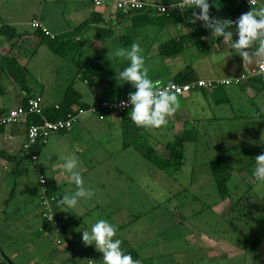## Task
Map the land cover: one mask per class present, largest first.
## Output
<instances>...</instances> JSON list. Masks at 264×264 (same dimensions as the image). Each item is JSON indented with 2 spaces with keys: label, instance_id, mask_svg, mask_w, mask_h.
Returning a JSON list of instances; mask_svg holds the SVG:
<instances>
[{
  "label": "crops",
  "instance_id": "obj_1",
  "mask_svg": "<svg viewBox=\"0 0 264 264\" xmlns=\"http://www.w3.org/2000/svg\"><path fill=\"white\" fill-rule=\"evenodd\" d=\"M142 1L163 6H172L180 2V0ZM209 2L210 17L233 21L250 10L264 7V0H257L260 6L253 8L241 6L233 0H209ZM44 3L45 6L39 12H35L29 21L25 20L24 7H20L22 13L24 12L23 17H18L16 8L12 11L0 9V28L6 27L16 34H24L23 38L13 46L0 35V55L9 54L14 57L23 75L24 89H26H22L12 77L0 70V90L3 92L0 96V113L14 109L28 96L40 98L42 106L50 109L63 100L64 93L70 85L80 97V106H83L82 108L75 105L73 110L92 107L102 100L116 102L126 98L135 89L119 81L118 73L128 66V61L124 57L115 56V52L119 48H130L134 42L139 43L143 49L148 78L157 87L169 82L179 84L199 79L225 80L242 71L255 69L258 64L255 58L251 62H242L235 50L223 45L222 38L216 39L212 36L210 30L205 29L201 22L190 23L193 11L197 13L199 11L192 9V6L174 11L159 23L144 25V17L135 16L134 13L122 14L112 3L100 7H94L92 0H44ZM47 5L50 7L49 12L55 13V17H48L46 14ZM67 5L70 6L68 9H66ZM34 8L35 6L31 7L30 11H34ZM92 15L96 22L95 26L86 27L73 35V39L79 43V50L73 51L79 57L77 61L51 51L43 42L41 35L36 33V31L41 32L30 25L32 21H38L53 36L48 38L54 39L72 33L74 28ZM97 27L98 30L110 29L111 32L108 36H102L103 32H100L102 30L98 31ZM116 32L119 35L115 39ZM236 39L234 34L233 41ZM60 51L62 54L64 51L69 55L73 54L69 52L68 46H63ZM176 97L178 106L174 115L168 118L165 126L153 129L158 135L147 134L150 133L145 132L148 129L137 127L128 114L124 116L109 114L103 120L97 117L95 119V116L92 119L90 116L93 115L89 114L82 120L83 115H81L72 130L52 134L43 145L35 147L32 153L37 159L34 162L27 160L28 158L21 154L20 147L25 138L24 125L0 128V172L13 175H21L23 172L27 175L30 167L38 172V175L52 180L62 198L65 194L63 181L68 176L62 174L59 165L68 157L70 150L73 149L77 158H81V154L88 150L84 142L69 145L68 143H72L71 138L85 135L91 143H98L105 132L113 129L120 132L117 140L120 146L127 150L142 141L146 133L148 144L155 148L158 156L164 158L167 156L164 145L176 136L189 131L197 137L190 143H194L199 149L195 151L188 168L191 186L201 187L204 182L211 180L212 175L208 165L216 158H223L232 169L240 166L241 180L244 181L246 178L245 180L248 181L247 169L242 168L244 163H247V159L250 161L249 156H253L252 162H254V156L264 153V85L249 79L237 86L217 87L212 91L196 90ZM129 137L130 141L133 138V144L129 141ZM78 147L80 149H76ZM63 149H66V152H63L65 151ZM95 153L96 151L93 150L84 154L88 169H95L100 163ZM206 153L207 157L203 156ZM39 157H42L43 161L36 166ZM133 159V161L140 160L138 157ZM142 159L141 162L149 163L145 158ZM185 161L182 168L176 172L169 169L157 170L152 165L145 166L142 170L145 175L151 177L163 178L165 175H171V179L177 182L173 175L185 171L183 169ZM136 163L139 162H134ZM79 169H82V173L86 170L83 166ZM120 169L121 166L119 169L115 168L118 173ZM166 188L168 195H171L173 190L168 183ZM182 189L178 184L174 191ZM14 191L28 196L26 202L29 211H34L31 215L36 213V217L40 218L39 183L38 190L32 194L23 184L15 183ZM60 207L62 206L57 204L53 209L56 215L54 223H57L54 228L57 231L61 230L58 223L64 221ZM5 218L2 211L0 224L5 222ZM48 226L50 224L43 223L38 228L40 230L41 227L44 229ZM8 238L9 236L5 234L3 239H0V247L4 244L9 246ZM209 238L179 239L185 241L184 248L188 249L189 257L185 254V257L180 259L178 256L173 264H245L248 255L244 247L236 250L232 243L225 239ZM66 241L68 245H72L71 240ZM123 245L126 253L133 250L130 243L129 246ZM88 264L93 263L88 261Z\"/></svg>",
  "mask_w": 264,
  "mask_h": 264
},
{
  "label": "rangeland",
  "instance_id": "obj_2",
  "mask_svg": "<svg viewBox=\"0 0 264 264\" xmlns=\"http://www.w3.org/2000/svg\"><path fill=\"white\" fill-rule=\"evenodd\" d=\"M33 6L34 11H30ZM44 6V0H0V9L12 11L16 8L18 17H23L25 12V20L28 21ZM20 7H24L23 13ZM69 7L67 5L66 9ZM49 11L50 7L47 5L48 17H55V13ZM118 35L116 32L114 38ZM72 55L75 56V61L79 60L76 53ZM84 115L82 120L88 117L87 114ZM90 117L94 119V116ZM145 132L158 135L153 129ZM146 133L143 140L148 138ZM118 135L120 132L111 129L105 132L98 143H91L85 135L71 138L72 143L66 142L69 145L76 142L86 144L88 150L78 158L81 160L80 167L83 166L86 170L83 169V173L82 169L79 171L85 186L92 189L95 195L92 200L81 201L77 208L60 207L64 221L58 223L61 226L58 231L54 228L57 224L54 223L55 214L53 223L39 230L38 227L43 223L36 217V213L31 215L34 211H29L26 202L28 196L14 191L15 183L23 184L31 194L38 190V172L30 167L27 175L22 172V176L0 172V215L3 211L6 217L5 222L0 224V239L7 234L10 240L7 243L9 246L1 245V249L14 264H88V261L102 264V253L96 251L93 245H85L81 240V230H90L92 224L100 218L117 226L115 238L121 239L122 249L125 251L123 244L129 246L130 243L143 264H173L178 256L180 259L185 254L189 257L188 249L184 248L185 241L179 239L208 237L225 239L236 250L244 247L248 255L245 264H264V239H256L257 236H264V183L258 182L253 176V156H249L250 161L247 159L242 167L247 169L249 180H241L240 166L231 169L228 184L230 197L222 199L213 178L204 182L201 187L191 186L188 168L195 151L199 150L194 143L185 144V171L173 175L177 179L174 182L171 175L163 178L145 175L142 168L151 164L141 162L142 156L133 147L125 150L120 146ZM130 142L133 144V138ZM63 150L66 152V149ZM93 150L96 151L95 157L100 163L97 168L88 169L84 154ZM72 151L73 149L70 154L77 158ZM203 156L207 157V153ZM137 157L140 160L133 161ZM255 157L257 156L254 159ZM27 160L31 161L29 158ZM42 161V157H39L36 166ZM120 166L118 173L115 168L119 169ZM63 182L65 194L75 191V186L67 177ZM166 183L173 190L171 195H168ZM178 184L183 189L174 191ZM236 201L238 204L235 205ZM67 239L72 241V245L67 244Z\"/></svg>",
  "mask_w": 264,
  "mask_h": 264
},
{
  "label": "clouds",
  "instance_id": "obj_3",
  "mask_svg": "<svg viewBox=\"0 0 264 264\" xmlns=\"http://www.w3.org/2000/svg\"><path fill=\"white\" fill-rule=\"evenodd\" d=\"M191 5L192 9L199 11H193L190 23L201 22L205 29L210 30L212 36L216 39L222 38L223 45L235 50L242 62H251L255 58L257 63H264V7L250 10L233 21L210 17L209 0H191ZM234 34L237 37L235 41ZM142 53L143 49L137 42L132 43L130 48H119L115 52V56L124 57L128 61V66L118 73L119 81L135 89L128 94L126 101H120V107L131 108L128 116L137 127L159 129L165 126L168 118L176 112L178 100L174 92L170 91L171 84L158 88L148 78V68ZM254 164V178L264 183V153L255 157ZM59 167L62 174H67L75 186V191L64 194L57 202L59 206L73 209L77 208L81 201L94 198L95 192L85 186L79 171L78 158L66 157ZM117 231L116 225L100 218L92 224L90 230H81V240L85 245H93L96 251L102 253V264H140L138 259H134L122 249L121 239L115 238Z\"/></svg>",
  "mask_w": 264,
  "mask_h": 264
},
{
  "label": "built area",
  "instance_id": "obj_4",
  "mask_svg": "<svg viewBox=\"0 0 264 264\" xmlns=\"http://www.w3.org/2000/svg\"><path fill=\"white\" fill-rule=\"evenodd\" d=\"M236 3L244 7H258L260 6L257 0H235ZM106 3H112L115 9L122 13L127 14L134 11H142L143 9L150 10L157 15L167 14L172 10L189 7L191 0H180L176 5L163 6L159 4L146 3L142 0H92L94 7H100ZM262 7V6H260ZM31 27L35 30H39L47 37L53 38L52 35L36 20L31 22ZM257 77L264 83V63H258L255 69L248 72L242 71L238 75L219 81L199 79L193 82L177 84L173 82L166 83L158 88H164L166 85L171 84L170 91L174 92L176 96H182L190 93L192 90L203 89L212 91L217 87H230L237 86L240 83ZM128 97V96H127ZM127 97L116 101L110 102L106 100L99 101L94 106L82 109L78 108L67 113L62 119L55 121L49 120L43 113L44 107L41 104L39 98H31L26 106H17L6 113H0V128H8L16 125H25L27 118L30 116H36L39 120L37 124H29L25 127V138L21 144V154L31 161H36L37 157L32 153L33 149L40 144H44L46 140L52 134H58L61 132H69L77 122L78 117L84 114H89L97 117L99 120H103L109 114L126 115L131 111L130 107H120V101H126ZM55 109L58 106L54 107ZM46 178L40 176L38 183L40 186L39 199L41 207V218L44 222H52L53 220V207L58 201L57 195H48L46 190ZM59 243V241L57 242Z\"/></svg>",
  "mask_w": 264,
  "mask_h": 264
},
{
  "label": "trees",
  "instance_id": "obj_5",
  "mask_svg": "<svg viewBox=\"0 0 264 264\" xmlns=\"http://www.w3.org/2000/svg\"><path fill=\"white\" fill-rule=\"evenodd\" d=\"M233 1L236 2L235 0H233ZM178 9L179 10L185 9V7L178 8ZM178 9L172 10L169 13L162 14V15L154 14L150 10L148 11L146 9H143L142 11H134V12H129V13H134L135 16L139 15L141 17H144L145 21L143 24L145 25V24L159 23L162 19L168 17L169 14L171 15L174 11H177ZM186 9H188V8H186ZM129 13H127V14H129ZM93 16L94 15H92L89 19H87L86 21L79 24L76 28H74L73 29L74 31H72V33H67L63 36H57V37H54V39H50L48 37H45L44 35H42L41 33L37 32V31H36V33L41 35V37L43 38V42L55 54L62 55L63 57L69 58L71 60H75V56H73L72 54L69 55V53H67L65 51L62 54V51H60V50L62 49L63 46L64 47L68 46L69 52H72L73 54H74L73 51L79 50V47H78L79 43H78V41H75L73 39V35L79 31L84 30V28H86V27L95 26L94 24H96V22L94 21ZM96 29L98 30V27ZM99 30H102L100 32H103L102 36H108L111 32L110 29L99 28ZM100 34H102V33H100ZM0 35L5 40H7V42H9L12 46L16 42H18L20 39H22L24 36V34H16L12 30L9 31V29L6 27L0 28ZM0 70L6 72L10 77L13 78L14 82L19 84V86L22 89H24L23 75L21 73L20 68L16 64L14 57L9 56V54L8 55L7 54L6 55H0ZM250 80H256V81H258L264 85L262 80L257 78V77L250 78ZM246 81H249V79ZM188 82H185V83H188ZM179 84H183V83L180 82ZM221 87H223V86H221ZM24 90H26V89H24ZM197 90H201V89H197ZM193 91H196V90H192L191 92H193ZM2 95H3V92H1V90H0V96H2ZM31 98H38V97L28 96L27 98L21 100V102L19 103V106H26L28 101ZM79 100H80L79 95L73 90V88L70 85L64 93L63 100L58 105H55V106H58V108L55 109L54 108L55 106H53L50 109L44 108L43 113L51 121H55L57 119H62L67 115V113H69L73 110L72 109L73 106L77 105V107L83 108V106H80ZM41 104H42V102H41ZM121 116H124V115H121ZM38 122H39V120L36 116H30L27 118V122L24 125V127H26L29 124H37ZM61 133H65V132H61ZM196 138H197L196 135L192 132H189V131L182 133V135L176 136L173 140L167 142L164 145V150H165L166 155H167L164 158L158 156L155 148L152 147L150 144H148V142L146 140H143V139L137 145H135L134 149L143 158H145L155 169H157V170L169 169L170 171L176 172L182 168L183 163H184V155H183L184 145L188 142L195 141ZM41 145H43V144H40L38 146H41ZM208 166H209V170L211 172L212 178L215 182V185L217 187V191H218L220 197L222 199L230 197V192L228 190V184L230 182L229 178H230V173H231V169H232L230 164L227 161H225L223 158H216L214 160H211L209 162ZM46 181H47L46 182L47 194L48 195H57L58 201H59L61 199V195L57 192L58 188L55 187L52 180L46 179ZM58 201H56L54 207L58 204L57 203ZM39 203H40V199H39ZM236 204H238V201L235 202V205ZM235 205H233V206H235ZM40 209H41V207H40ZM39 215L41 218V212L39 213ZM41 220H42V218H41ZM43 223H46V222L43 221ZM51 223L52 222H49V223L47 222L46 224H51ZM256 239H259V241H261V239H264V236H257ZM127 253H130L134 259H138L140 261L138 255L133 250L129 251ZM0 264H5V263L2 262L0 259Z\"/></svg>",
  "mask_w": 264,
  "mask_h": 264
},
{
  "label": "water",
  "instance_id": "obj_6",
  "mask_svg": "<svg viewBox=\"0 0 264 264\" xmlns=\"http://www.w3.org/2000/svg\"><path fill=\"white\" fill-rule=\"evenodd\" d=\"M0 259L5 264H14L11 259L3 252V250L0 247Z\"/></svg>",
  "mask_w": 264,
  "mask_h": 264
}]
</instances>
